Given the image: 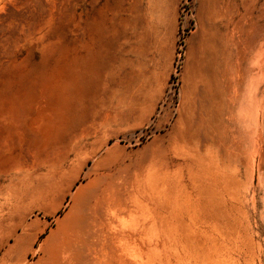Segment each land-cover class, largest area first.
Listing matches in <instances>:
<instances>
[{
    "label": "rangeland",
    "instance_id": "obj_1",
    "mask_svg": "<svg viewBox=\"0 0 264 264\" xmlns=\"http://www.w3.org/2000/svg\"><path fill=\"white\" fill-rule=\"evenodd\" d=\"M220 6L0 0V218L53 208L47 185L88 170L96 146L138 197L93 264H264V0ZM104 34L115 62L81 85L74 46L93 57Z\"/></svg>",
    "mask_w": 264,
    "mask_h": 264
},
{
    "label": "bare ground",
    "instance_id": "obj_2",
    "mask_svg": "<svg viewBox=\"0 0 264 264\" xmlns=\"http://www.w3.org/2000/svg\"><path fill=\"white\" fill-rule=\"evenodd\" d=\"M221 3L222 0H215L217 18L221 17ZM104 36L105 34L102 37L103 45L93 57L88 52L81 54L78 51L80 43L74 46L73 65L79 70L76 69L71 74L81 85L86 84L89 78L87 70L94 63L99 62L104 69H108L115 62L116 58L110 51L116 47V42ZM20 124V121L14 120L16 127ZM93 147L78 164V168H81L84 161L87 165L93 162L88 170L83 169L61 186H57L54 179L47 185L43 196L57 195L53 208H36L34 211L24 212L13 205L8 217L0 218V233L7 232L6 238L0 239V250L14 244L18 264H93L100 252L112 251V246L116 247L124 241L128 206L138 197V192L109 160L97 158L100 149ZM14 169L16 166L6 171L11 179L17 175V170ZM63 208L64 214L56 216ZM34 212L39 214V219L44 224L37 220L29 221ZM9 226L13 227L8 229ZM44 231L45 236L35 246ZM12 240L14 243L9 244Z\"/></svg>",
    "mask_w": 264,
    "mask_h": 264
}]
</instances>
